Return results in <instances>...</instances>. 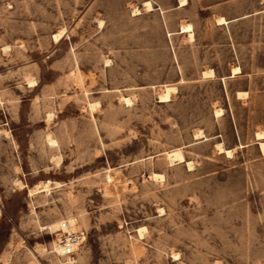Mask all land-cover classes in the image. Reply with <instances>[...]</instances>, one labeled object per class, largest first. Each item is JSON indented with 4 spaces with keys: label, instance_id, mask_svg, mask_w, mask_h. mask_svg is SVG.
Here are the masks:
<instances>
[{
    "label": "rangeland",
    "instance_id": "374dc122",
    "mask_svg": "<svg viewBox=\"0 0 264 264\" xmlns=\"http://www.w3.org/2000/svg\"><path fill=\"white\" fill-rule=\"evenodd\" d=\"M258 131L264 0H0V264H264Z\"/></svg>",
    "mask_w": 264,
    "mask_h": 264
},
{
    "label": "bare ground",
    "instance_id": "6f19581e",
    "mask_svg": "<svg viewBox=\"0 0 264 264\" xmlns=\"http://www.w3.org/2000/svg\"><path fill=\"white\" fill-rule=\"evenodd\" d=\"M186 4H187V0H180V6H185ZM145 6H146L147 9H150L151 8L150 2H145ZM138 12H139L138 9H135V13H138ZM217 22L218 23H225L226 19H224L223 17H220V18L217 19ZM189 28H190L189 24L188 25H184V26L181 27V31H184V32L185 31H190L189 32V36L192 37L193 35H192L191 30H189ZM53 37L56 39V38L60 37V34H55ZM240 72H241V69L239 67H237V66L232 67V74L233 75L238 74ZM203 75L212 77V76H214V72L212 70H210V71L204 72ZM33 84H34V82H31V85H33ZM174 90H175V87H173V86H165V89L159 95V100L161 102L169 101L170 97H171V92L174 91ZM245 93L246 92H244V91H238L237 92V96L241 97V96L245 95ZM122 100L125 101L126 103L130 102V99L126 98V97H122ZM222 111H223L222 108L215 109V115L216 116H220L222 114ZM200 135H202V134H200ZM256 138L259 141V146H260L261 153L264 155V131H258L256 133ZM47 143L49 145H56V140L51 138L50 136H48L47 137ZM217 149L219 150V152L225 153L227 157H231L232 156V150L225 149L223 147L222 143H217ZM169 159H170V162L173 163V164L174 163H180V162L184 161L183 155H182V153L180 151H172L169 154ZM192 164L193 163L190 162V161L186 162V165H187V167L189 169L192 168ZM112 177L113 176H111V175H107L106 176L107 182H111L112 181ZM149 178L154 179V180H158V179L160 180L162 178V175L160 173L159 174L158 173H152ZM17 183L20 186V188L24 187V184L21 181L17 180ZM52 185H55V187H58L59 183L58 182H52L49 179L45 180V181H41V182L35 184L33 190L30 189V192L31 193H39V192L49 193V190L51 189ZM47 228H49L51 233L54 234V238L50 242L51 250H48V248H45L43 245H41L40 249H39V252L41 254L54 253V256H53L54 260L52 261L51 264H76V260L75 259H71V258H68V257L66 259V258H62L61 257V248H60V245H59V239H60V234L62 233V230L63 231H77L78 218L69 215V216H67L66 219L53 221L52 223H50L48 225ZM60 230H61V232H60ZM138 233H139L140 236L143 235V230L142 229H138ZM79 246L77 247V249L79 248ZM174 256H176V254H174Z\"/></svg>",
    "mask_w": 264,
    "mask_h": 264
},
{
    "label": "built area",
    "instance_id": "2783aa9c",
    "mask_svg": "<svg viewBox=\"0 0 264 264\" xmlns=\"http://www.w3.org/2000/svg\"><path fill=\"white\" fill-rule=\"evenodd\" d=\"M84 239H85V232L83 230H77V231L62 230L59 239V245L61 248V257L66 259L67 257L74 259L77 251V247L81 245Z\"/></svg>",
    "mask_w": 264,
    "mask_h": 264
}]
</instances>
